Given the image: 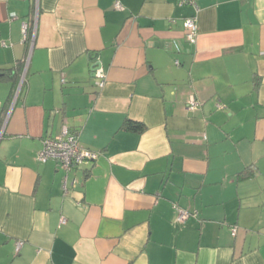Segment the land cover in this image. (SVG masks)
Instances as JSON below:
<instances>
[{"label": "crops", "instance_id": "0c3cea01", "mask_svg": "<svg viewBox=\"0 0 264 264\" xmlns=\"http://www.w3.org/2000/svg\"><path fill=\"white\" fill-rule=\"evenodd\" d=\"M198 5L0 0V264H264V0ZM63 127L97 158L40 162Z\"/></svg>", "mask_w": 264, "mask_h": 264}, {"label": "built area", "instance_id": "2783aa9c", "mask_svg": "<svg viewBox=\"0 0 264 264\" xmlns=\"http://www.w3.org/2000/svg\"><path fill=\"white\" fill-rule=\"evenodd\" d=\"M179 5H189L193 9L191 16L183 18V27L185 29V40L188 43H194L197 35V13L199 11L198 0H178ZM116 8H120L118 1L115 3ZM177 63V62H176ZM91 71L93 77L97 79L96 84L100 87L104 84L105 74L102 67L98 63L97 57L94 56L92 60ZM200 102L192 95L187 101L188 109H196ZM1 137V133H0ZM98 156V152L80 146L77 136L68 131L67 127H63L59 135L55 137L44 138L42 147L37 153V159L40 162L47 160H56L66 170L78 166L81 163L94 161ZM66 182V181H65ZM63 183V189L66 190V183ZM174 222L183 223L190 216L197 214L196 211H190L180 205L174 203ZM65 219L62 218L61 222ZM236 228H233L231 234H236ZM23 241L17 240L15 242V253H18Z\"/></svg>", "mask_w": 264, "mask_h": 264}, {"label": "trees", "instance_id": "16d2710c", "mask_svg": "<svg viewBox=\"0 0 264 264\" xmlns=\"http://www.w3.org/2000/svg\"><path fill=\"white\" fill-rule=\"evenodd\" d=\"M94 59V56L91 57V60ZM20 69L21 67H14L12 69H10V71H12V73L9 75V77H11L15 82H13V86L15 87L17 81L19 80V74H20ZM9 71V70H8ZM122 130L125 131H131V132H136V133H140L144 130V125L143 123H141L140 121H135L132 119H126L123 124L120 127ZM73 133V132H71ZM74 135H76L75 133H73ZM77 136V135H76ZM253 174L252 170H247V171H242L239 172L238 174V178L243 179V178H249L251 175Z\"/></svg>", "mask_w": 264, "mask_h": 264}]
</instances>
